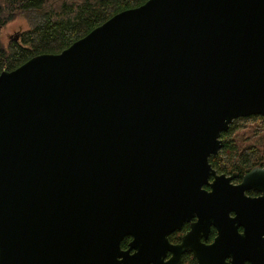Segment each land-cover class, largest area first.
Here are the masks:
<instances>
[{"label": "water", "instance_id": "1", "mask_svg": "<svg viewBox=\"0 0 264 264\" xmlns=\"http://www.w3.org/2000/svg\"><path fill=\"white\" fill-rule=\"evenodd\" d=\"M251 115L264 0H146L2 71L0 264H264V168L209 161Z\"/></svg>", "mask_w": 264, "mask_h": 264}, {"label": "trees", "instance_id": "2", "mask_svg": "<svg viewBox=\"0 0 264 264\" xmlns=\"http://www.w3.org/2000/svg\"><path fill=\"white\" fill-rule=\"evenodd\" d=\"M146 0H0V30L23 18L28 27L10 37L0 38V73L12 70L34 55L58 53L115 13L139 6ZM222 149L209 161L218 171L264 167V117L251 115L235 119L221 133ZM216 231L212 228L209 239ZM130 237L121 241L127 248ZM175 240V239H174ZM173 240V241H174ZM181 264H196L191 253Z\"/></svg>", "mask_w": 264, "mask_h": 264}, {"label": "flooded vegetation", "instance_id": "3", "mask_svg": "<svg viewBox=\"0 0 264 264\" xmlns=\"http://www.w3.org/2000/svg\"><path fill=\"white\" fill-rule=\"evenodd\" d=\"M222 144H223V142H222ZM221 149H222V145H221V148L219 149V151H220ZM219 151H218V153H219ZM218 153H217V154H218ZM255 166H260V165H255ZM255 166H253V167H255ZM253 167H252V168H253ZM261 167H262V166H261ZM263 168H264V167H263ZM250 169H251V168H249V169H247V170H241V171H239V170H232V171H230V172H223V171H218V170L215 169V171H216V173H218V174L223 173V174H225L226 176H230V175H232V174H235L234 178L231 180V183H233V184H238V183H240V182L242 181V178H243L244 174L247 173ZM210 180H212V177L210 178ZM205 188H206V189H209L207 186H205ZM245 194H246L247 196L256 197V196L260 195L261 192H259V191L256 190V189L249 188V189L245 190ZM231 214H232V213H231ZM188 229H189V223H184V225L181 227V229H179V230H175V231H173V232H171V233L169 234V236H168L169 242H170L171 244L179 243V242H180V239H181V237H182V235H183ZM240 230H241V229H240ZM210 232H211V231H210ZM209 235H210V234H209ZM174 239H175V240H174ZM173 240H174V241H173ZM210 241H211V240H210L209 237H208L207 242H210ZM187 253H191V254L193 255V253H192L191 251H186V252H184V253L181 255L180 264H181V262H182V257H183L185 254H187ZM170 255H171V253L168 252L166 258H168ZM193 256H194V255H193ZM194 257H195V256H194ZM195 259H196V258H195ZM245 264H249V263L246 262Z\"/></svg>", "mask_w": 264, "mask_h": 264}, {"label": "rangeland", "instance_id": "4", "mask_svg": "<svg viewBox=\"0 0 264 264\" xmlns=\"http://www.w3.org/2000/svg\"><path fill=\"white\" fill-rule=\"evenodd\" d=\"M28 27V24L26 23V20L23 18H18L7 25H5L1 30H0V38L4 44H7L10 37L14 36L17 34L20 29H26Z\"/></svg>", "mask_w": 264, "mask_h": 264}]
</instances>
